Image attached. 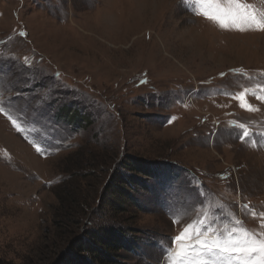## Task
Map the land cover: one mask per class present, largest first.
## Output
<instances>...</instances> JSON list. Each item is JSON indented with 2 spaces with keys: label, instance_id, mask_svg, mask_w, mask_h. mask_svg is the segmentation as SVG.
Wrapping results in <instances>:
<instances>
[{
  "label": "rangeland",
  "instance_id": "rangeland-1",
  "mask_svg": "<svg viewBox=\"0 0 264 264\" xmlns=\"http://www.w3.org/2000/svg\"><path fill=\"white\" fill-rule=\"evenodd\" d=\"M194 7L0 0V92L23 128L0 114V264H53L70 240L111 225L137 241L118 264H166L161 244L204 211L213 228L259 230L264 102L252 93L264 85V33L221 30ZM245 89L258 111L234 98ZM70 104L84 129L55 122ZM130 157L177 165L176 178L146 180L131 193L138 206L114 213L101 194Z\"/></svg>",
  "mask_w": 264,
  "mask_h": 264
},
{
  "label": "snow or ice",
  "instance_id": "snow-or-ice-1",
  "mask_svg": "<svg viewBox=\"0 0 264 264\" xmlns=\"http://www.w3.org/2000/svg\"><path fill=\"white\" fill-rule=\"evenodd\" d=\"M186 3H194V11L207 21L213 23L221 30L238 32H261L264 33V7H257L246 2V0H185ZM264 5V0H260ZM25 35V33H21ZM25 63H28L25 58ZM239 71V70H236ZM223 76V73L221 74ZM260 94L253 92L256 99L264 102V85L257 86ZM245 89L238 96L242 108L250 112L258 111L255 107L247 104ZM48 97L46 96L45 99ZM12 101L3 99L0 92V114H4L18 132L23 128L11 113ZM243 136L248 137L249 132L244 124H240ZM37 152L42 149L37 146ZM249 208L248 204L244 205ZM193 210H196L193 208ZM198 211V210H196ZM173 213V216H179ZM259 215L261 223L259 230H249L242 226L240 219H235L234 225H225L222 229L213 228L212 222L208 221L206 211L199 212V218L193 223L187 224L182 231L169 242L168 245L161 244L162 252L166 255V264H264V212ZM206 221H208L206 223ZM173 219V223H178Z\"/></svg>",
  "mask_w": 264,
  "mask_h": 264
},
{
  "label": "trees",
  "instance_id": "trees-1",
  "mask_svg": "<svg viewBox=\"0 0 264 264\" xmlns=\"http://www.w3.org/2000/svg\"><path fill=\"white\" fill-rule=\"evenodd\" d=\"M53 117L57 124L65 123L66 126L75 131L82 130L88 125L87 120L76 113L74 104L61 107ZM78 167H82V163ZM175 167L177 165L148 163L130 157L129 162L122 166L123 169L118 167L110 176L101 194L103 200L102 202L100 200V202L108 204L104 201L108 196L110 202L108 207L111 211L116 213L115 210H118L117 213L123 214L129 208L126 207L127 202H132L133 205L138 206L131 195L132 192L139 191L140 187L146 191L148 189L146 180L148 179H154L158 183L174 180L177 174L175 173L177 171ZM84 176L91 179L93 175ZM61 201L62 205L68 207L64 199H61ZM81 214L78 216L84 218ZM74 218L75 216H66L67 220ZM110 219L115 221L117 217L111 216ZM129 232L133 231L112 225L98 229H88L84 231L83 235L70 240L68 250L53 264H118L120 259L123 258L121 255L123 251L132 253L135 246H137V241Z\"/></svg>",
  "mask_w": 264,
  "mask_h": 264
}]
</instances>
